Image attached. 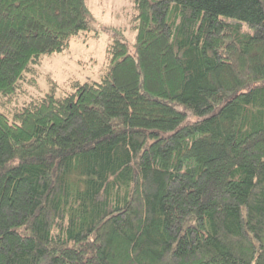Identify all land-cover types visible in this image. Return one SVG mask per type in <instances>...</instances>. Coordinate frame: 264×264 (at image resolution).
Returning a JSON list of instances; mask_svg holds the SVG:
<instances>
[{"label":"trees","instance_id":"1","mask_svg":"<svg viewBox=\"0 0 264 264\" xmlns=\"http://www.w3.org/2000/svg\"><path fill=\"white\" fill-rule=\"evenodd\" d=\"M133 1L98 81L0 110V264H264V0ZM98 31L0 0V108Z\"/></svg>","mask_w":264,"mask_h":264},{"label":"rangeland","instance_id":"2","mask_svg":"<svg viewBox=\"0 0 264 264\" xmlns=\"http://www.w3.org/2000/svg\"><path fill=\"white\" fill-rule=\"evenodd\" d=\"M86 4L99 28L98 34L78 35L62 53L42 56L35 73L27 74L21 82L16 97L10 103L7 98L1 99L5 107L1 106L0 110L13 111L47 92L61 95L64 90H70L69 85L74 81H98L107 64L109 29L123 28L125 36L133 40L136 14L133 0H86Z\"/></svg>","mask_w":264,"mask_h":264}]
</instances>
